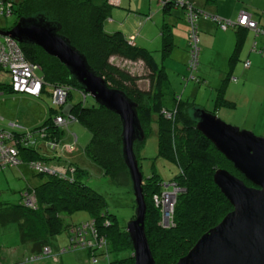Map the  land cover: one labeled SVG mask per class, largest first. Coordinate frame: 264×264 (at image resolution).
<instances>
[{
  "label": "trees",
  "instance_id": "obj_1",
  "mask_svg": "<svg viewBox=\"0 0 264 264\" xmlns=\"http://www.w3.org/2000/svg\"><path fill=\"white\" fill-rule=\"evenodd\" d=\"M108 1L20 0L17 3L10 0L12 4L11 16L16 15V21L13 25L18 19L35 16L54 24L57 29L56 34L67 40L69 46L84 57L87 66L104 81L109 89L122 93L136 105V116L143 133L142 141H135L132 145L136 162L134 148L140 147L144 139L153 134L156 141V158H160L176 168V175L168 181L174 185L175 195L166 227L160 223L161 211L159 207L153 205L152 197L171 189H162L159 186L161 180H157L152 174L148 178H143L141 175V193L145 206L143 233L151 257L154 264H175L178 259L186 255L203 233L216 226L231 211L230 205L212 182L214 171L223 169L240 180L242 177L195 129V121L191 116L195 109L187 107L178 96L170 99L168 107L162 104V89L168 82L162 60L156 63L149 51L130 44L119 32L107 34L102 31V23L107 19L109 10L112 8ZM174 1L159 0L162 13H166L172 8L180 9L183 12L185 22L184 8L174 5ZM184 1L189 4L194 12L207 16L205 18L201 15L197 16L192 26L197 37L198 47L197 64L193 71L196 72L200 51L198 21H209L221 32L238 26L233 22L234 25H228L221 30L209 19V16L216 17L215 15L201 8L193 7L188 1ZM229 22L232 23V21ZM185 29L187 34L188 25L186 22ZM169 30L170 27L166 23L161 24L160 41L162 49L160 53L163 58H167L172 46ZM246 30L252 31L256 36L264 37V28L258 27L256 24L255 29ZM240 43L241 38L238 37L235 41L233 54L228 58V62L231 64ZM17 45L24 59L36 66L34 75L40 80L41 87L39 94L34 98H40L47 90L51 93L55 89H62L65 91L64 106H67L68 109L66 116H64L61 113L64 106H54L55 109L51 110L50 115L39 127L30 130L25 129L30 138L20 137L22 132H18V135L15 133L23 141L17 142L19 145L16 147L20 160L19 165L24 163L30 171L29 163L44 160L33 149L34 146L39 149L38 145L40 144L50 151L59 147L62 130L53 123V120L55 117H61V119L67 118L69 124H78L87 131L89 139L83 147L84 154L87 160L98 168L103 177L114 178L122 171L127 174L121 156V127L118 117L94 102L85 106V100L88 96L80 90L79 85L69 77L66 69L56 59L47 56L35 46L18 43ZM127 64L140 69L143 72L142 75L133 74L132 70L127 67L123 68ZM248 65V62H244L245 69ZM185 69L188 72L187 53ZM193 80L199 83L197 78H193ZM232 80L234 81V79ZM142 82L146 83L145 88H143ZM224 82L216 90L213 104L214 112L221 107H233L223 98ZM0 85H3L0 86V91L7 90L13 93L8 84L0 83ZM72 90L74 96L71 98ZM20 95L31 97L25 94ZM74 100H76L75 104L66 105L69 101L71 103ZM209 114L214 116V113ZM167 115L169 118H166ZM153 127L154 131H152ZM38 131H42L43 136L41 138L38 136ZM48 144H51L53 148H48ZM137 166L139 170L138 163ZM68 169H71L72 172H68ZM31 171L34 176H46V179L36 187L29 188L26 186L21 190L19 193L20 200L16 205H0V225L16 224L18 241L29 247L30 254L26 256L28 259L23 261V264L43 261L49 257L56 258V255L75 250L90 251L91 264L97 263L96 256H103L101 262L105 260V264H132L130 256L132 250L126 232L115 228L112 223L113 217L108 214L102 197L78 181L82 173L81 168L75 164H68L60 171L47 169L50 172L48 174ZM244 184L249 186L248 182H244ZM23 192L34 197L33 207L23 206L21 197ZM133 208H135L134 205ZM79 211L87 213L89 219L76 225L67 226L66 237L70 236L69 230L71 228L90 221L93 234H88L87 238L93 241L100 239L101 246L95 245L92 249H72L66 241V244L57 248L56 254H53L51 247L56 245L55 238L62 232V216ZM54 241L55 245H53ZM108 245H111L112 252L128 248L130 253L125 258L110 261L106 251ZM43 250H47V253L44 254ZM95 250H100V253L98 255L93 254ZM92 260L95 262L92 263Z\"/></svg>",
  "mask_w": 264,
  "mask_h": 264
},
{
  "label": "water",
  "instance_id": "obj_2",
  "mask_svg": "<svg viewBox=\"0 0 264 264\" xmlns=\"http://www.w3.org/2000/svg\"><path fill=\"white\" fill-rule=\"evenodd\" d=\"M56 32L54 24L35 16L18 19L10 29L0 31V36L9 37L18 44L35 46L56 59L84 94L118 117L121 156L135 206L133 219L125 225L132 264H154L143 233L142 177L132 152L133 143L143 139L136 105L122 93L109 89L87 66L84 57ZM192 117L195 129L231 164L242 180L223 169L214 171L212 182L231 211L203 233L175 264H264V138L226 125L203 110L196 109Z\"/></svg>",
  "mask_w": 264,
  "mask_h": 264
},
{
  "label": "crops",
  "instance_id": "obj_3",
  "mask_svg": "<svg viewBox=\"0 0 264 264\" xmlns=\"http://www.w3.org/2000/svg\"><path fill=\"white\" fill-rule=\"evenodd\" d=\"M116 1L115 4H112L107 19L102 23V31L107 34L119 32L127 42L134 46L136 41H140V44H137L139 46L136 45V47L143 48L147 51L151 46L159 45V48L161 47L159 51L161 52L160 26L162 23H166L170 27L169 33L172 44L170 53L174 47L173 41L179 45H184L183 54H181L179 58L183 62L185 70L187 34L183 13L177 14L172 11V9L166 13H162L161 7L158 8L160 4L159 0ZM186 1L193 7L201 8L219 19L232 22H236L238 15L244 13L258 27L264 28V0ZM153 2L155 6L152 5ZM155 16L161 21L160 25L152 22ZM142 20H145L146 23H142ZM127 21H131L133 24H142L139 25V28L137 27L136 31H129L130 33H126L127 31L125 32L124 24ZM179 24L180 28L183 27L184 33L173 30V27L177 28ZM197 25L200 51L196 71L203 76L200 78H206L211 81V85L215 88V94L217 88L227 79L224 82L223 98L233 105L232 108L221 107L217 109L215 111L216 115L231 125L237 126L257 136L264 137V37L260 35L256 36L252 31L236 26L225 32H221L209 21L199 20ZM147 32L149 34H147ZM238 37L241 38V43L231 64L228 62V58L233 54L235 41ZM159 60H161V58ZM244 62L249 63L246 69L244 68ZM232 79H234V81ZM48 93L50 98V92ZM44 94H46V92ZM29 98L36 99L34 97ZM67 127L72 131L74 124L71 125L68 123L63 128L59 140L60 144H58L59 147L50 151L39 144L37 152L40 157L44 158L43 161L46 163L47 160L53 158L50 166L48 165L49 169L60 171L68 164H75L80 168V162H87L88 164H86L85 167L88 169L90 162L84 154V146L82 143L81 148L80 145H77L79 138L77 139L74 134H64V130H67ZM81 137L84 139V136L81 135ZM18 167V170L23 169V167L26 168L24 163ZM5 172V169L2 170V173ZM42 182V180H35L33 183H28L26 186L33 188ZM66 239L68 238L66 237ZM16 247L18 246L13 245L14 249L5 252L6 254L4 255L11 258V264H23V261L28 259V257H26L28 254L22 255L25 251ZM55 247L57 248L56 245ZM17 250L19 251L18 253ZM3 252L4 251H0V264H3ZM43 261V264H45L46 260Z\"/></svg>",
  "mask_w": 264,
  "mask_h": 264
},
{
  "label": "rangeland",
  "instance_id": "obj_4",
  "mask_svg": "<svg viewBox=\"0 0 264 264\" xmlns=\"http://www.w3.org/2000/svg\"><path fill=\"white\" fill-rule=\"evenodd\" d=\"M13 1L17 3L20 2V0ZM152 5L155 6V3L153 2ZM160 7L161 5L159 4L158 8ZM172 11L176 12L177 14L183 13L180 9L175 8H172ZM15 21L16 15H12L11 17L7 18H4V16L0 15V29L2 31L10 29ZM129 22L127 21L124 24L125 32L127 31L126 33H130L129 31L134 32L137 30V27L139 28V25L146 23L145 20H142L141 24H133L131 21ZM152 22H155L159 25L161 24V21H159L157 16L153 18ZM178 26L179 27L177 28L173 27V30L184 33L185 31L183 27L180 28V24ZM147 34L149 33L147 32ZM139 42L140 41H136L135 46L140 44ZM173 44V50L171 51L170 55L167 56V58H163L161 56L159 51L161 47L159 48V45L151 46L148 50L151 52L156 63L159 62V59L161 58L168 76V82L163 86L162 89V104L165 107H168L170 99H172V97L178 96L180 97L182 103L186 104L187 107H191L195 110H203L207 113H214V116L221 120L224 124L231 127H237L225 122V120L216 115V112L213 110L215 88L211 85V81L206 78H200L203 76L201 73H197V71L189 74L186 69L184 70L183 62L179 58V56L183 54L182 51L184 50V45H179L175 41H173ZM125 67H127L129 70H132L133 74L142 75L143 73L140 69L128 64L123 66V68ZM193 78H197L199 83H196ZM8 81V75L0 71V83L7 85ZM142 83L144 84L143 88H145L146 83ZM0 93H2V95H0V130L10 131L11 128L8 126V124L11 123L27 130L37 128L42 123V121H44L46 115L48 117L51 113V110L55 109L51 104L48 90L46 91V94H43L38 99H33L26 96L22 97L20 94L10 93L7 90H2ZM71 96H74L73 90L71 91ZM75 101L76 100L71 103L69 101L70 105L75 104ZM91 102H93V100L90 97H86L85 106H89ZM69 103H66V105L69 106ZM65 110L68 109H62V111ZM62 114L64 116L66 115L64 113ZM192 115L194 114L191 113V116ZM66 122L67 118L63 120L61 123L62 125L60 124L57 127L63 130L62 127ZM238 129L242 130L240 128ZM152 131H154V127L152 128ZM66 133L72 135L74 134L77 139L79 138L77 145H80V148L81 143L84 146L88 142L89 134L78 124H74L72 131L67 127V130H64V134ZM81 135L84 136V139L81 137ZM253 135L258 138H264L255 134ZM137 147L138 146L134 148V152L136 153L139 171L143 178H148L152 174L157 180H161L159 186L162 189L168 188V185L170 184L168 181H170L176 175V168L168 162H165L160 158H156V141L154 135L151 134L147 136L143 143L140 144V147ZM33 149H35V151L38 150L36 146H34ZM51 162V160H47V163L45 162L46 166H50ZM80 164L82 173L80 174L78 181L96 192L99 197H102L108 214L113 217L112 223L115 228H117V230L125 231L126 223L131 220V217L134 214L133 196L130 192L131 189L129 188V179L127 174L122 171L114 178L103 177L100 174L98 168L92 163H89L90 166L88 169L85 167V165L88 164L87 162H80ZM18 169L19 167L16 169L7 168L5 169V173H2V171L0 172V205H16L20 200V190H23L28 183H33L35 180L43 181L46 179V176H34L33 172L31 170L29 171L25 167L20 170ZM88 219L89 217L87 213L82 211L62 216V232L55 238L57 248H61L66 244L67 226L76 225L85 222ZM13 245L18 246L16 248H21L22 251H25L22 255L30 254L29 247L27 245L21 244L18 241L16 224L9 223L6 225H0V251H4L2 254L4 256V259H2L3 264L12 263V260H10L11 258H8V256H5L4 254H6L5 252L13 250ZM53 245H55V241L53 242ZM57 248L55 246L51 247L53 254H56ZM106 251L108 253V260L110 261L125 258L127 257V254L129 255L130 253L128 248L117 252H112L111 245L107 246ZM18 252L19 251L17 250V253ZM89 252L90 251L85 250H75L56 255V259L49 257L43 260H46L45 264H91L92 258L90 257ZM99 253L100 250L93 251V254L95 255H98ZM131 254L132 252L130 253V256ZM102 257L103 256L95 257L97 262L96 264H105V260L104 262H101ZM43 262L44 261H38L28 264H43Z\"/></svg>",
  "mask_w": 264,
  "mask_h": 264
},
{
  "label": "built area",
  "instance_id": "obj_5",
  "mask_svg": "<svg viewBox=\"0 0 264 264\" xmlns=\"http://www.w3.org/2000/svg\"><path fill=\"white\" fill-rule=\"evenodd\" d=\"M116 2V0L108 1V3L111 5L115 4ZM174 5L184 8L186 20L185 22L188 25L186 52L187 70L189 73H191L195 70L198 56L197 37L192 26L197 16L201 15L204 18L207 16L206 14L194 12L189 4H187L184 0H175ZM11 14L12 4L10 0H0V15L4 16V18H7L11 17ZM209 19L213 21L221 30H223L226 26L233 24V22L231 23L227 20H220L214 16H209ZM235 25L246 29H255V23L252 22L244 13H240L238 15ZM0 31L2 30L0 29ZM245 66H247V63H245ZM35 68L36 66L31 65L24 59L23 54L21 53L17 43L14 40L10 39L9 37L0 36V71L8 75V87L11 92L36 97L40 92L41 83L40 80L34 75ZM50 95L51 104L53 106L60 107L64 105L65 91H63L62 89H55L51 92ZM166 118H169V116L167 115ZM64 119L65 118L61 119V117H55L53 123L59 126ZM67 123H69L68 119L63 127H65ZM8 126L11 128L10 131L0 130V171L7 168H15L20 163L16 147L19 145L17 142L21 143L23 141L17 136L18 132H22L20 134V137H23L24 139L30 138L29 134L25 131L24 128L12 123ZM38 136L40 138L43 136L42 131H38ZM47 147L53 148L51 144H48ZM28 166L36 173H50L47 171V169L49 168L46 167L41 161L36 163H29ZM68 172H72V170L68 169ZM168 188H170L171 190L164 191L160 195H155L152 197L153 205L155 207H159L161 211L160 223L165 227L168 226L167 224L169 221V216L171 214L173 198L175 195V188L172 183L168 185ZM21 197L24 207H33L34 197L32 195L29 196L28 193L23 192ZM69 234L70 236L68 237V243L71 245L72 249H92L93 246L96 245L99 247L102 244L100 239L98 241H93L87 238L88 234H93V227L90 221L81 224L78 227L71 228L69 230ZM43 252L45 254L47 253V250H43ZM94 262L95 261L92 260V263Z\"/></svg>",
  "mask_w": 264,
  "mask_h": 264
},
{
  "label": "clouds",
  "instance_id": "obj_6",
  "mask_svg": "<svg viewBox=\"0 0 264 264\" xmlns=\"http://www.w3.org/2000/svg\"><path fill=\"white\" fill-rule=\"evenodd\" d=\"M51 94V93H50ZM51 101V100H50ZM61 113H67V110H65V111H61ZM64 127H62V129H63ZM41 162H43L44 163V165L46 166V163L44 162V161H41ZM47 167V166H46Z\"/></svg>",
  "mask_w": 264,
  "mask_h": 264
},
{
  "label": "bare ground",
  "instance_id": "obj_7",
  "mask_svg": "<svg viewBox=\"0 0 264 264\" xmlns=\"http://www.w3.org/2000/svg\"><path fill=\"white\" fill-rule=\"evenodd\" d=\"M66 116V115H65Z\"/></svg>",
  "mask_w": 264,
  "mask_h": 264
}]
</instances>
